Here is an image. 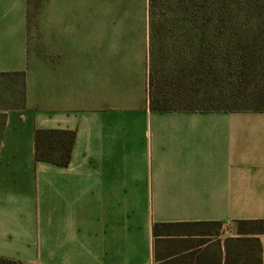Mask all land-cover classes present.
<instances>
[{
	"label": "crops",
	"instance_id": "crops-1",
	"mask_svg": "<svg viewBox=\"0 0 264 264\" xmlns=\"http://www.w3.org/2000/svg\"><path fill=\"white\" fill-rule=\"evenodd\" d=\"M41 4L0 0V264H223L264 219V109H181L203 55H148L147 5H99L81 55L79 3ZM37 130L74 133L66 165L35 159Z\"/></svg>",
	"mask_w": 264,
	"mask_h": 264
},
{
	"label": "trees",
	"instance_id": "trees-1",
	"mask_svg": "<svg viewBox=\"0 0 264 264\" xmlns=\"http://www.w3.org/2000/svg\"><path fill=\"white\" fill-rule=\"evenodd\" d=\"M235 2L236 0H147L148 55H166L167 39L172 37L176 39L175 44L173 43V46L176 45V55H203L202 66L199 59L198 66H194L192 82L187 84L191 97L187 95L181 109H264L242 106L263 95L264 89L248 90L249 79L256 76L252 73L259 62L254 55H233L229 15ZM196 24H200L197 41L193 32ZM151 108L159 111L174 109L156 104H152ZM73 139L74 133L70 131L37 130L35 159L66 165L70 159ZM237 223L241 236L225 239L223 264H262L257 235L264 233V219L239 220ZM160 260L157 264H168L170 259ZM172 260L182 264H222L220 252L217 256L216 250L208 255L203 250L190 252Z\"/></svg>",
	"mask_w": 264,
	"mask_h": 264
},
{
	"label": "rangeland",
	"instance_id": "rangeland-1",
	"mask_svg": "<svg viewBox=\"0 0 264 264\" xmlns=\"http://www.w3.org/2000/svg\"><path fill=\"white\" fill-rule=\"evenodd\" d=\"M34 2V9L32 10V17L41 21L46 18V12L42 10L43 6L41 0H32ZM63 12L62 15H72V10L75 8V15L77 3H79L80 16V38H81V55H88L89 52V34L92 15L99 14L95 12L99 9V5H110L113 14H118L117 10H132L129 14L133 15L134 20H137L141 15L142 6L147 5V0H62ZM46 5L44 6V8ZM37 17V18H36ZM229 21L232 34V52L233 55H254L255 60H258L257 68L252 74L256 76L249 79V91L264 89V0H236L232 13L229 15ZM200 23V21H199ZM200 24H196L193 32L199 34ZM38 30L41 32L42 28ZM175 38H168V52L166 55H176V45L173 46ZM172 42V43H171ZM175 44V43H174ZM178 49V46H177ZM256 98V97H255ZM199 104V101L195 102ZM242 106L260 107L264 108V94L258 96L254 101L249 100Z\"/></svg>",
	"mask_w": 264,
	"mask_h": 264
}]
</instances>
